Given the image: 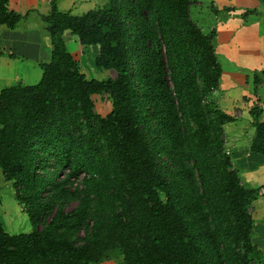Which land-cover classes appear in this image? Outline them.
<instances>
[{
	"label": "trees",
	"instance_id": "16d2710c",
	"mask_svg": "<svg viewBox=\"0 0 264 264\" xmlns=\"http://www.w3.org/2000/svg\"><path fill=\"white\" fill-rule=\"evenodd\" d=\"M196 4L102 0L76 16L49 0L39 81L0 90V172L32 228L9 235L0 223V264L261 260L248 207L264 184L244 187L225 152L233 117L210 99L221 69ZM22 18L0 0V29ZM64 33L98 46L94 67L114 77L86 78ZM96 95L110 100L104 116ZM250 117L248 151L264 161V110Z\"/></svg>",
	"mask_w": 264,
	"mask_h": 264
},
{
	"label": "rangeland",
	"instance_id": "374dc122",
	"mask_svg": "<svg viewBox=\"0 0 264 264\" xmlns=\"http://www.w3.org/2000/svg\"><path fill=\"white\" fill-rule=\"evenodd\" d=\"M200 1L201 8L190 7V17L198 26L200 24V28L203 26L199 21L207 23L210 18V25L218 29L222 22L231 20L229 17L237 14L245 15L244 19L242 17L238 21H244L249 25L248 28L242 29L241 23L238 26L233 24L231 28L222 29V32L227 31H224L223 38L221 36L218 42L213 41L221 76L218 87L210 99L215 102L218 109L233 117L232 122L223 126L222 136L225 152L232 162V168L237 171L241 184L246 188L260 187L264 184V161L260 156L248 151V142L253 133L250 110L254 106L264 110V75H261V71L264 70V0H251V3L245 6L243 4L246 3H242L241 7L235 6L231 9L233 11L223 10L225 13L222 14L217 1ZM210 4L216 8L211 7ZM252 6L255 11L247 15L245 10ZM212 8L218 12L219 21L213 18L210 12ZM203 32L206 34L205 29ZM232 34L237 43L228 45ZM225 36L228 40L224 39ZM68 53L72 55L71 51ZM100 74L102 78H108L114 76L115 72L109 70ZM92 102L94 113L104 116L109 112L110 100L107 95L92 96ZM10 187L11 184L3 180L0 172V206L5 205V197ZM10 200L12 204L9 205V211L16 220L14 223L18 224L17 229H12V234L29 233L32 230L31 225L14 200L13 193ZM248 209L254 221L251 240L263 255H260L261 260L254 264H264V191H260L258 197L249 204ZM20 217H23V221ZM101 264H116V261L110 260Z\"/></svg>",
	"mask_w": 264,
	"mask_h": 264
},
{
	"label": "crops",
	"instance_id": "0c3cea01",
	"mask_svg": "<svg viewBox=\"0 0 264 264\" xmlns=\"http://www.w3.org/2000/svg\"><path fill=\"white\" fill-rule=\"evenodd\" d=\"M55 1L56 7L60 12H69L71 15L76 16L84 14L85 12L92 10L102 4V0ZM194 1L198 4H196V6L193 5L194 7L197 9L198 7H202V2L200 0ZM215 1L218 3L220 14L225 13L223 10L230 11L231 9H234L235 6L241 7L242 3H246L243 4L244 6L247 5V3H251V0ZM255 5H257V3H255ZM210 6L216 8L213 4H210ZM226 6L230 7L225 8ZM8 9L23 16V18L16 25L14 30H7L5 28L0 29V52L3 54L0 56V90L6 86L16 83H20L22 85L36 84L41 76V70L38 67V64L48 62L50 59L49 39L45 34L42 33V25L40 22V17L47 15L49 12V0H8ZM245 11H247L245 12L247 15H251L255 11L254 6H252V8H248V10ZM210 12L213 15V18L219 21L218 12L213 8L210 10ZM244 16L245 15L241 14L230 16L229 18L231 20H227L224 23L222 22L218 29L210 25V18H208L207 23L204 21H199V23H201L203 26L202 28H200V24L199 26L196 23L195 24L202 32L205 29L206 34L213 31L215 35L213 41L215 40L218 42L221 36L223 38V33L226 31L224 30L222 32V29L231 28L233 27V24L238 26L240 23L242 24V29L248 28L249 25H246L244 21H238V19H241L242 17V19H244ZM254 26L255 25H253V27ZM224 39L228 40V37L225 36ZM63 40L66 50L72 52L71 56L76 61L79 71L86 78L95 80L105 79L102 78V75L100 74L102 72L97 71L93 63L94 58H96L98 55V46L93 45L81 47L78 44L77 38L75 36L69 35L68 33H64ZM233 43H237V40L236 38H233L232 34L228 40V45ZM227 59L229 58L227 57ZM111 77L114 76L111 75ZM11 197L12 191L11 189H8L5 197L6 200L4 201L5 205L0 206V223L5 233L9 235H15L12 234L11 231L12 229H17L18 224L14 223L16 220L9 211V205L12 204V200H10ZM21 219L23 221V217H20V220Z\"/></svg>",
	"mask_w": 264,
	"mask_h": 264
}]
</instances>
